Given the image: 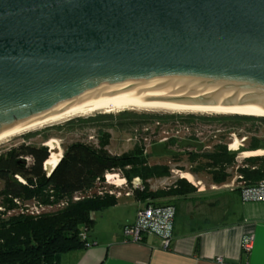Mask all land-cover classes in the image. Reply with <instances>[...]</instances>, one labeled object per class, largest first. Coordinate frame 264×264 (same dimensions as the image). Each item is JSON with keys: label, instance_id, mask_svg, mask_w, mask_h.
<instances>
[{"label": "water", "instance_id": "water-1", "mask_svg": "<svg viewBox=\"0 0 264 264\" xmlns=\"http://www.w3.org/2000/svg\"><path fill=\"white\" fill-rule=\"evenodd\" d=\"M158 94L264 112V0H0L3 137Z\"/></svg>", "mask_w": 264, "mask_h": 264}, {"label": "trees", "instance_id": "trees-1", "mask_svg": "<svg viewBox=\"0 0 264 264\" xmlns=\"http://www.w3.org/2000/svg\"><path fill=\"white\" fill-rule=\"evenodd\" d=\"M221 120L235 124H264V118L232 116ZM175 142L172 139L164 144L160 148L162 154H168L166 147ZM108 145V136L101 135L98 147L72 143L63 149L61 155L52 151L48 153L44 146L22 144L11 148L0 155V208L11 209L14 199L21 202L34 199L42 205L50 206L60 200L70 199L73 195L93 190L97 180H103L105 174L116 169L123 171L128 182L139 178L144 186H147L149 180L166 178L170 174L166 166H148L147 156H143L142 149L138 146L126 154L113 156L106 149ZM248 149L257 151L264 147L254 141ZM153 151L157 152L154 149ZM234 158L235 153L220 145L215 146L211 153L204 154V170L220 168L210 172L213 185L225 184L229 176L222 167L231 165ZM244 162L250 167L239 173L245 180L257 183L264 179V159L248 157ZM48 166H51L49 172H53L47 177ZM16 177L24 184L19 183ZM181 177L191 181L188 175ZM194 192L189 184L180 180L168 191L158 193H146L144 187L142 193H134V198L146 201L150 197L153 201L183 198ZM115 205L114 197L92 196L78 202H69L61 209L37 217L18 215L7 219L0 218V264H58L61 255L80 249L86 244L81 235L84 228L88 230L93 225L91 213L104 211Z\"/></svg>", "mask_w": 264, "mask_h": 264}, {"label": "rangeland", "instance_id": "rangeland-1", "mask_svg": "<svg viewBox=\"0 0 264 264\" xmlns=\"http://www.w3.org/2000/svg\"><path fill=\"white\" fill-rule=\"evenodd\" d=\"M232 116L251 117L242 115L137 110L113 114L98 112L15 136L6 142L0 143V155L22 144L35 147L44 146L48 149V153L52 151L53 153L56 152L58 155H61V153L63 154V149L72 143H84L93 147H98L101 135H107L109 145L106 149L108 153L113 156H121L122 154L130 152L136 146L126 142L134 131L141 133V129L148 127L151 132L158 133L154 126L155 122H157L159 123L158 128H161L160 131L164 130L168 133L167 136H164L159 132L157 135L159 139L166 138L167 140L164 144H167L173 139L171 137H175L173 140L176 142L166 147L168 154H162L160 151V148H163L164 144L151 145L147 148V154L145 155L147 156V165L166 166L169 168L170 174L166 178L147 181V186H144L141 181L143 188H146V193L168 191V189L172 188L178 181L182 180L190 185L195 191L194 194H196L198 190H204L205 193L202 195L211 198V205H213L215 201H219L223 197L229 196V194L226 193V190L210 191V186L213 185L210 172L217 171V169L220 168L216 170L212 168L204 170L203 166L206 163L204 154L211 153L214 147L218 145L222 147L225 146L227 151L235 153L233 163L229 166L225 165L222 167L224 168V172L229 176L225 184L230 183L233 178L238 176L242 169H250L249 165H246L247 163L244 162L248 157L264 159V149L248 151V147L251 143H254V141H257L260 147H264L262 146L264 145V124L258 122L235 124L228 120H221V118ZM145 145V143H141L138 147L144 148ZM231 146H234L236 150L232 151ZM153 149L157 152L153 151ZM50 168L51 166L46 168L47 172H49ZM110 173L118 174L119 180L125 178L122 170L116 169ZM184 174L191 176V183L196 185V182L199 181L201 185L194 188L191 183L181 178ZM16 180L19 182L17 178ZM125 180L128 182L127 179ZM103 186L107 189L110 187L113 189V186H107L103 180L101 185H96L90 193H82L80 197H92L96 195L98 187ZM220 186L222 185L218 187ZM1 189L2 183L0 182V190ZM124 192L125 190L122 191V196ZM71 198H73V196ZM71 198L60 200L50 206L43 205L46 211L43 214L61 209L62 207L59 208V205L66 201L72 203ZM146 200L151 201L152 199L149 197ZM161 200L165 201L166 199L156 201L162 202ZM128 201L130 202L132 200H126V202ZM156 201L153 200L154 203ZM35 202L38 201L32 199L21 202V207H23L21 209H15L18 207L12 202L13 207H11V209L2 208L4 211L0 213L3 214V219L16 217L20 215V212L26 214L25 211L27 209L24 205H31ZM174 205L176 209V222H185L186 225L192 228L196 226L210 227L216 223V220L203 221L200 218V214L208 217L212 212L214 213L210 206H202L200 208L198 207V209H194L192 208V205H194L193 200H184L180 198L176 199ZM96 213L98 219H100L103 211ZM114 218L118 220L120 215L117 217L114 216ZM105 219L103 221H105Z\"/></svg>", "mask_w": 264, "mask_h": 264}, {"label": "crops", "instance_id": "crops-1", "mask_svg": "<svg viewBox=\"0 0 264 264\" xmlns=\"http://www.w3.org/2000/svg\"><path fill=\"white\" fill-rule=\"evenodd\" d=\"M220 190L225 189L216 191ZM203 193L199 190L196 194L200 195L193 193L180 199L193 200L194 209L210 206L214 213L208 217L200 214V218L216 220L213 226L192 228L185 222H176L175 209L166 249L161 248L155 234H145L141 242H132L124 236V229L135 223L140 202L144 201L120 197L115 206L103 211L100 219L96 212L91 213L93 225L82 231L86 244L61 255L58 264H264V203H244L238 192L226 190L229 196L211 205V198ZM176 199L150 202L169 203L175 208ZM118 215L117 220L114 216ZM250 240L247 251L244 245Z\"/></svg>", "mask_w": 264, "mask_h": 264}, {"label": "built area", "instance_id": "built-area-1", "mask_svg": "<svg viewBox=\"0 0 264 264\" xmlns=\"http://www.w3.org/2000/svg\"><path fill=\"white\" fill-rule=\"evenodd\" d=\"M155 130L156 132H161L162 135L167 136V132L162 130L159 127V123L155 122ZM158 133L151 132L148 127H145L141 129V133H138V131H134L131 136L126 140L127 143H132L133 145L139 146L141 143H145V147L142 149V154L145 156L147 153V148L151 145H157V144H164V142L167 140L166 138L159 139L157 136ZM175 138V137H171ZM177 138V137H176ZM28 161V160H27ZM251 170H254L252 168ZM46 176L48 177L49 174L46 173ZM191 177V176H190ZM20 183L24 184V182L16 177ZM103 180L107 186H113V189L110 187L107 189L106 187H98L96 197H102L103 195H107L110 197H114L115 199H118L120 197H134L135 192L142 193L144 191L143 186L141 185V181L139 178L132 179L129 183L125 180V178H122L119 180L118 174L113 173H107L104 175ZM103 180H97L95 183L96 185H101L103 183ZM119 182V183H118ZM191 185L196 188V186L201 185V182L197 181L196 185L191 183ZM94 187V188H95ZM219 189H225L229 191H236L239 193L240 199L244 203H264V179L257 183H251L245 178L239 174L233 180H231L230 183L224 184L220 187H217L215 185H212L210 187L211 191H216ZM125 190L122 196V191ZM92 191V190H91ZM91 191H88L86 193H90ZM199 192V190L197 191ZM81 194L73 195V198H71L72 202H78L84 198L80 197ZM88 198V197H87ZM15 206L18 208L15 209H21V201L14 199L12 200ZM69 201H66L65 203H62L59 205V208H63L67 206ZM27 209L25 213L27 216L31 217H37L46 212L44 210V207L42 204L35 202L31 205H24ZM50 208V207H49ZM4 210L0 208V212H3ZM1 214V213H0ZM23 212H20V215H26ZM175 217V208L173 205H158L154 204L148 200L144 202H140V207L136 212V219L135 223L132 226H129L124 229V236L132 241V242H141L143 235L145 234H155L160 239L161 248L166 249L170 243V230L172 223L174 221ZM0 218L3 219V214L0 215ZM91 219V216H90ZM81 237L84 239V235H81ZM251 240L246 242L244 245V248L249 251Z\"/></svg>", "mask_w": 264, "mask_h": 264}, {"label": "bare ground", "instance_id": "bare-ground-1", "mask_svg": "<svg viewBox=\"0 0 264 264\" xmlns=\"http://www.w3.org/2000/svg\"><path fill=\"white\" fill-rule=\"evenodd\" d=\"M187 96L189 95L188 94H158L153 96H145V97L130 98V99H118L109 102H103L88 107L80 112L38 126H35L34 120L32 118L31 120L34 127L23 131L21 126L17 124L21 132L9 135L7 137H3L2 133H0V136L2 137L0 139V143L6 142L11 138L15 136H19L26 132L35 131L50 125L65 122L73 118L84 117L98 112H101L103 114H113V113H121L125 111L137 110V111H158V112H182V113L189 112V113H203V114H215V115H242V116L264 118V112L262 111L235 109L230 107H223L220 105L217 106L191 105L187 103H177L173 100ZM231 150L235 151L236 149L234 146H231ZM188 182L191 183V181Z\"/></svg>", "mask_w": 264, "mask_h": 264}]
</instances>
